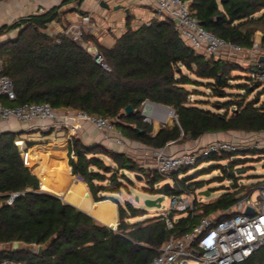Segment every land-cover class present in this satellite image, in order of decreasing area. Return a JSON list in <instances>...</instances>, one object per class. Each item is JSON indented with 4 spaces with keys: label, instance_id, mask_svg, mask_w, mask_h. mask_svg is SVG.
Instances as JSON below:
<instances>
[{
    "label": "trees",
    "instance_id": "obj_1",
    "mask_svg": "<svg viewBox=\"0 0 264 264\" xmlns=\"http://www.w3.org/2000/svg\"><path fill=\"white\" fill-rule=\"evenodd\" d=\"M84 1L64 0L43 14L30 15L0 28V36L19 30L14 40L0 47L3 73L13 79L17 95V100L8 101L7 106L49 103L59 110L109 117L116 120L124 136L155 149L170 142L198 140L208 133L264 132L261 95L247 100L257 89L254 86L264 82L251 75L250 84L254 85H238L244 95L228 93L233 88V73L246 70L251 74V67L196 52L181 38L172 19L154 18L150 25L137 29L128 24L127 31L110 49L86 35V39H93L99 46L111 71L96 63L91 54L64 34L53 36L48 32L50 24L62 21L64 6ZM187 1L204 28L217 37L246 50L254 48L258 32L263 34L264 41V0ZM200 85L209 88L215 97L229 100L214 103L215 111L201 107V101L192 103L193 93L187 86ZM147 101L170 107L176 113L174 125L163 126L156 136L153 123L144 121L141 114ZM128 106L134 108L131 115L125 113ZM16 138L15 133L0 134V246H3L0 262L12 259L22 264H148L172 236L188 232L197 222L183 218L173 231L167 229L164 216L131 222L144 217L146 211L130 201L124 204L115 201L119 205L120 224L113 230L63 199L41 191V182L26 166ZM221 155H210L199 162L219 161ZM102 157L109 158L111 165ZM26 159L29 163V158ZM70 165L73 174L84 179L99 203L92 201L86 185L79 181L75 186L78 191L74 189L71 194L52 186L45 178L43 187L90 213L96 212L103 223L118 225L116 205L103 201L107 199L105 194H119L127 188L123 181L131 180L123 172L145 171L125 154L100 145L88 147L77 139L71 148ZM188 170L173 173L174 185L168 191L164 185L156 188L167 178L158 172L147 174L146 189L163 195H180L179 186L192 188L194 192L201 189V183L179 178ZM229 176L235 177L234 173ZM262 187L264 183L259 188ZM237 188L235 193H226L204 204V214L230 210L243 198L237 197L240 193ZM15 194L18 196L10 204L8 201ZM17 241L46 246V250L42 255L13 253L12 245ZM239 264H264V247Z\"/></svg>",
    "mask_w": 264,
    "mask_h": 264
},
{
    "label": "built area",
    "instance_id": "obj_2",
    "mask_svg": "<svg viewBox=\"0 0 264 264\" xmlns=\"http://www.w3.org/2000/svg\"><path fill=\"white\" fill-rule=\"evenodd\" d=\"M9 0H0V5ZM36 4L35 15L43 14L48 9L47 4L58 0H29ZM156 17L160 20L172 19L176 23L181 38L196 52L213 57L222 50L234 53L245 51L241 46L226 41L209 32L201 24L200 20L192 11L190 2L187 0H158ZM150 22L145 24L150 25ZM97 23L90 15L82 17V22L70 25L64 32L70 40L80 45L91 54L99 65L107 71H111L106 64L99 46L93 39H86V35L97 29ZM256 47V45H255ZM252 78L264 82V62L258 61L250 66ZM16 101L17 95L13 79L3 73V60L0 57V99ZM143 110L145 121L152 124L154 107L159 105L146 103ZM153 108L149 109L148 106ZM166 110H169L165 108ZM176 120L174 110H169ZM18 120L23 123H32L37 119L51 121L60 128H66L76 133L82 121L90 122L97 130L108 137L115 135L119 145H126L124 134L116 125V120L109 117L90 115L86 112L71 109L59 110L49 103H25L17 106H7L0 103V120ZM162 123H166L161 118ZM23 144L21 152L27 150L24 140H16V145ZM73 145V141H72ZM239 146L235 143L218 140L208 146L181 154H168L164 150L154 151L157 172L172 179L173 173L184 168L197 165L198 162L210 155L235 153ZM74 157V156H73ZM174 185V184H173ZM180 195H172L170 208L164 219L168 230H174L175 225L181 218L197 219L190 230L180 236H172L160 249L159 254L148 264H239L252 257L260 248L264 247V187L260 188L259 196L253 199L252 195L244 197L230 210L213 215H205L203 211L204 200L198 202L196 191L179 186ZM18 196L13 195L9 203ZM2 200L0 197V207ZM253 210L247 214V209ZM173 213L170 216V213ZM35 252L39 246L34 245ZM0 264H22L12 259H6Z\"/></svg>",
    "mask_w": 264,
    "mask_h": 264
},
{
    "label": "crops",
    "instance_id": "obj_3",
    "mask_svg": "<svg viewBox=\"0 0 264 264\" xmlns=\"http://www.w3.org/2000/svg\"><path fill=\"white\" fill-rule=\"evenodd\" d=\"M63 1L64 0H58L54 3H49L46 8L50 9L55 6H59ZM157 1L158 0H85L79 5L70 3L61 9V12L63 13L62 21L50 24L48 32H50L53 36L64 34L65 30L70 25L81 23L83 16L90 15L97 23L98 27L87 35L93 36L100 43V45L110 49L116 44L117 39L127 31L128 24L137 29L141 25L157 18ZM36 9V4L31 3L29 0H9L0 5V23L6 25L9 23L12 24L19 18L35 15ZM243 54L245 56H243ZM243 54L222 50L213 57L223 61L239 63L240 65L241 63L239 60H243L244 62H247L250 67L264 58V41L263 34L261 32H258L256 35L254 48L250 50L245 49ZM147 102L144 103L141 109L144 121L145 116L143 114V110L147 105ZM150 103L155 104L153 102ZM155 105L161 106V109L163 110L161 113H152V123L154 128L153 136H156L163 126L172 127L175 123V120L171 121V119H168V123L163 124L161 122V118H164L167 111L164 109L167 106L162 104ZM148 108L151 109L153 107L149 105ZM2 133H15L17 135L16 140H24L26 142L27 150L26 152L23 151L22 154L29 158V163H26L27 159L24 156L23 160L30 171L39 178L41 185L43 183L42 179H49L52 186L68 190L71 194L75 189L77 181H79L86 185L92 201L94 203H99L93 198L89 186L84 179L81 178L83 180L81 181L77 178L79 176L73 174V168L70 165V152L72 148V141H74V139L80 140L88 147L100 145L110 151L125 154L136 162V164L145 171L144 174L147 175L157 173L156 162L153 156L155 150H164L168 154H181L189 150H198L208 146L212 142L226 140L229 138L230 132L208 133L198 140L187 139L184 142H170L162 149H155L153 147L146 146L143 143L131 140L126 136H124L126 145H119L116 142L115 135L113 133H111L108 137L103 132L97 130L88 121H82L80 129L76 133H73L66 128L57 127L54 122L43 121L42 119H37L32 123H23L15 119H11L9 121L0 120V134ZM20 146L23 147L24 145L20 144ZM33 168L36 169V172L33 171ZM180 176L179 178L182 179ZM167 180L173 186L174 182H172V179ZM165 184L166 183H164V185ZM78 189L79 187L75 190L78 191ZM63 200L87 213L99 223L109 226L98 220L90 212L66 200L64 197ZM115 205L117 219L118 222H120L119 205L116 203ZM140 218L138 220H146L144 219L145 216ZM131 222L135 221L132 219Z\"/></svg>",
    "mask_w": 264,
    "mask_h": 264
},
{
    "label": "rangeland",
    "instance_id": "obj_4",
    "mask_svg": "<svg viewBox=\"0 0 264 264\" xmlns=\"http://www.w3.org/2000/svg\"><path fill=\"white\" fill-rule=\"evenodd\" d=\"M21 18L17 19L20 20ZM13 24V23H12ZM11 23L7 25H12ZM6 24L0 23V28ZM19 30L6 32L0 36V47L5 43L14 40L18 36ZM50 33V32H49ZM256 40V37H255ZM244 53V52H243ZM241 53V54H243ZM243 56H245L243 54ZM244 58V57H243ZM241 65L245 68H249V64L243 60H239ZM233 80L231 85L232 89H228V93L244 95L245 92L238 85L250 84L251 74L249 71L241 70L233 73ZM254 85V84H250ZM244 87V86H242ZM254 92L247 96V100L251 101L260 96L261 102L264 101V85L254 86ZM188 90L193 93L191 96V102L197 103L201 101L200 106L205 109H213V104L216 102H226L229 99H220L213 95V92L206 86H187ZM253 89V88H252ZM233 99V98H232ZM235 99V98H234ZM0 103L3 105L8 104V100L5 98L0 99ZM224 111H221L223 113ZM163 118V117H162ZM175 118V117H174ZM172 120H175V119ZM165 124V123H163ZM162 125V123H161ZM225 141L235 143L239 146V150L232 154H222L221 160L219 161H201L197 165L189 168L188 172H182L181 178H190L193 183H201L202 188L198 189L195 193L198 202L201 200L205 201V204L215 201L219 196L226 193H235L236 186L238 187L240 193L237 197H247L251 196L255 200L259 196V187L264 183V132L261 133H245V132H230L229 138ZM192 151V150H189ZM26 152V151H24ZM186 152V151H185ZM23 157V155H22ZM106 163L111 165V160L105 158ZM223 166V167H221ZM131 182L123 181L127 188H123L119 194H105L108 201L113 203L118 202V204H124L126 201H130L138 209H143L146 211L144 219H151L155 217H163L170 208L171 196L164 194V200L162 202L161 208H148L146 206L147 199H156L163 194H153L146 189L148 183L146 180V175L144 173L137 172H123ZM234 173L235 177L229 176V174ZM139 174L143 178L138 180L135 175ZM111 176V175H109ZM119 177L121 175L119 174ZM173 182V181H172ZM164 183H170L166 179L163 183L156 186L157 189H161ZM155 188V189H156ZM202 191H209L210 196L201 195ZM242 198V199H243ZM103 200V201H106ZM116 201V202H115ZM101 202V201H100ZM117 204V203H116ZM97 219L98 214L96 212H91ZM139 218L133 219V221H138ZM141 219V218H140ZM99 220V219H98ZM120 223V222H118ZM3 246H0L2 249ZM35 251V249H34Z\"/></svg>",
    "mask_w": 264,
    "mask_h": 264
},
{
    "label": "water",
    "instance_id": "obj_5",
    "mask_svg": "<svg viewBox=\"0 0 264 264\" xmlns=\"http://www.w3.org/2000/svg\"><path fill=\"white\" fill-rule=\"evenodd\" d=\"M221 1H224V0H221ZM261 62H264V58L261 59ZM155 104H156V103H155ZM166 108L169 109V110H173V109L170 108V107H166ZM125 113H126L127 115H131V114H133V113H134V108H133L132 106H128V107H126V109H125ZM18 148H19L20 151L22 150V147H21L20 145H18ZM75 160L77 161V158H75ZM135 178L138 179V180H142L143 177H142L141 175H139V174H136V175H135ZM164 188H165V190L168 191V190L172 189L173 187H172V185H171L170 183H166V184L164 185ZM41 191L46 192V193H49V194H51V195H54V196H57V197L63 199L62 196H60V195H58V194H56V193H52V192L48 191L47 189H45V188L43 187V185H41ZM200 194H201V195H205V196H210V195H211V193H210L209 191H202ZM16 197H17V196H16ZM14 199H15V198H14ZM14 199H13V200H14ZM163 200H164V195H161V196H159V197L156 198V199H147V200H146V206H147L148 208H161V207H162V202H163ZM95 207H96V205H95ZM246 213H247V214H252V213H253V210L250 209V208H248ZM169 215L172 216L173 213L171 212ZM181 219H182V218H181ZM118 226H119V223H118V225H116V226H114V225H109L108 227L111 228V229H113V230H116V229L118 228ZM45 250H46V246H39L38 251L35 252L33 246L28 245V244L23 243V242H19V241L14 242L13 245H12V252H13V253L26 252V253H38V254L42 255V254L45 252Z\"/></svg>",
    "mask_w": 264,
    "mask_h": 264
},
{
    "label": "bare ground",
    "instance_id": "obj_6",
    "mask_svg": "<svg viewBox=\"0 0 264 264\" xmlns=\"http://www.w3.org/2000/svg\"><path fill=\"white\" fill-rule=\"evenodd\" d=\"M162 110H163V109H161V108H159V107H154V111H155L156 113H161ZM164 110H166V109H164ZM160 115H161V114H160ZM167 115H168V118H167ZM168 119H171V121H172V119H173V115L171 114V112H170L169 110L166 111L163 120H164L166 123H168V121H167ZM77 178H78L79 180L83 181L81 178H79V177H77Z\"/></svg>",
    "mask_w": 264,
    "mask_h": 264
}]
</instances>
